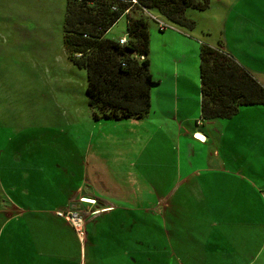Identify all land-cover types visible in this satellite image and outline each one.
Segmentation results:
<instances>
[{"label":"crops","instance_id":"0c3cea01","mask_svg":"<svg viewBox=\"0 0 264 264\" xmlns=\"http://www.w3.org/2000/svg\"><path fill=\"white\" fill-rule=\"evenodd\" d=\"M194 11L189 17L197 22L195 29L171 24L150 33L155 85L167 82L172 90L153 85L151 110L142 118L93 117L98 134L103 129L100 145L95 149L91 138L79 169L65 166L64 175L54 173L62 182L47 186L49 198H60L56 204L47 206L42 198L17 201L10 217L7 206L0 208V264H89L87 247L95 258L102 247L96 235H103L89 232L90 224L98 214L126 208L131 188L120 176L125 158L133 166L144 159L147 173L162 189L160 202L178 197V204L197 206L193 232H173L179 262L264 264V229L258 222L264 206V105L241 106L231 117L204 120L200 57L201 43L218 46L222 39L225 51L264 85V0H211L207 9ZM152 51L172 68L158 71ZM168 96L171 106L161 105ZM33 178L36 190L42 178ZM172 181L164 192L168 187L162 183ZM69 209L83 216L81 236L57 215Z\"/></svg>","mask_w":264,"mask_h":264},{"label":"rangeland","instance_id":"374dc122","mask_svg":"<svg viewBox=\"0 0 264 264\" xmlns=\"http://www.w3.org/2000/svg\"><path fill=\"white\" fill-rule=\"evenodd\" d=\"M67 2L0 0V208L7 206L9 217L15 214L17 201L42 198L47 206L56 204L60 198H49L48 182L59 186L62 179L57 182L55 178L64 175L65 166L71 170L80 168L81 156L90 150L91 138L95 149L100 145L103 129L98 134V128L93 127L97 122L92 119L87 98V71L75 65L66 51ZM190 12L195 11L188 9V16ZM139 13L133 11V15ZM151 13L162 19L156 11ZM148 22L150 33L159 31L152 17ZM126 33L127 17L123 16L106 35L120 38ZM218 47L226 50L222 39ZM152 54L158 71L172 68L164 56ZM155 88L172 90L173 86L165 82ZM171 100L170 96L163 98L161 105L171 106ZM131 162L125 158L120 168L121 173L125 172L120 176L131 188L126 208L98 214L90 224L89 232L103 235H96L102 247L95 258L90 255L91 245L87 247V262L186 264L177 259L173 232H193L192 216L197 206L178 204V197L168 204L160 202L157 197L162 189L147 173L144 159H136V166ZM33 176L42 178L36 182V190ZM173 184L174 181L162 183L168 187L164 192ZM262 221L258 222L264 229V206ZM165 232H171V236ZM82 257L85 259V252Z\"/></svg>","mask_w":264,"mask_h":264},{"label":"trees","instance_id":"16d2710c","mask_svg":"<svg viewBox=\"0 0 264 264\" xmlns=\"http://www.w3.org/2000/svg\"><path fill=\"white\" fill-rule=\"evenodd\" d=\"M211 0H68L64 39L69 59L87 71L88 103L94 119L142 118L151 110V35L145 10L193 30L188 9L205 10ZM116 6V9H113ZM140 12L133 15V11ZM127 17V42L106 34ZM78 54H81L78 56ZM143 56V57H142ZM202 118H228L241 106L264 105V85L231 54L200 46Z\"/></svg>","mask_w":264,"mask_h":264},{"label":"built area","instance_id":"2783aa9c","mask_svg":"<svg viewBox=\"0 0 264 264\" xmlns=\"http://www.w3.org/2000/svg\"><path fill=\"white\" fill-rule=\"evenodd\" d=\"M136 1V0H134ZM113 9H116V6H113ZM145 13L147 15H149L150 17H152L157 23H158V27L161 31H165L167 30L170 25L172 23H170L169 21L165 20L162 16V19L157 17L156 15H152L151 12H149L148 10H145ZM127 35L122 36L120 38V43L124 44L127 42ZM81 54H78V56H80ZM143 57V56H142ZM197 135V134H196ZM57 215L65 218L66 220H68L76 229V231L79 233V235H82L83 232V228L85 226V222L83 219V216L81 215V213L78 210L75 209H69V210H60L57 211Z\"/></svg>","mask_w":264,"mask_h":264}]
</instances>
